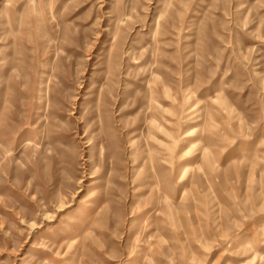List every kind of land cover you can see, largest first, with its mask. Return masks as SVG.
Here are the masks:
<instances>
[{
	"label": "rangeland",
	"instance_id": "1",
	"mask_svg": "<svg viewBox=\"0 0 264 264\" xmlns=\"http://www.w3.org/2000/svg\"><path fill=\"white\" fill-rule=\"evenodd\" d=\"M0 264H264V0H0Z\"/></svg>",
	"mask_w": 264,
	"mask_h": 264
}]
</instances>
